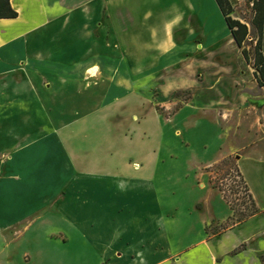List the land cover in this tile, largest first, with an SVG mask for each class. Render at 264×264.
Returning a JSON list of instances; mask_svg holds the SVG:
<instances>
[{
    "label": "crops",
    "instance_id": "obj_1",
    "mask_svg": "<svg viewBox=\"0 0 264 264\" xmlns=\"http://www.w3.org/2000/svg\"><path fill=\"white\" fill-rule=\"evenodd\" d=\"M117 1L114 0V8L119 6ZM156 1L159 6L163 2L162 16L174 17L167 26V35L156 47L157 69L175 70L187 60L201 66L204 45L219 32L235 45L215 0ZM76 3L77 0H8L17 17L0 18V90L32 92L34 100L42 104L41 109L64 104L73 109L75 103L84 109L90 107L89 86L85 92L84 88L77 90L69 79L62 81L71 72L62 60L74 55L65 52L60 57L56 46V22L72 16ZM173 7L177 10L170 13ZM4 8L5 0H0V10ZM172 28L180 29L176 41L171 36ZM143 43L146 46L145 41H138V52ZM48 44L50 51H43ZM44 79L51 80L50 84L40 83ZM58 88H64L65 95ZM75 90L74 95L71 91ZM73 114H54L52 119L65 120ZM261 115L258 145L245 151L237 161L257 212L211 236L206 227L226 223L232 217L220 195L215 200L213 191L208 190L204 200L177 197L160 178L171 161L165 140L180 137L188 142V147L192 143L186 135L198 130L203 133L198 104L185 105L168 123L161 124L154 114H148L142 122L131 125L132 138L122 131L112 132L103 119L101 132L95 137L100 139L101 149L90 152L83 148L82 153L72 149L66 153V166L61 161L23 165L26 154L20 151L19 169L26 166L38 182L10 185L7 199L0 198V203L19 205L20 212L33 215L31 220L18 223L17 239L12 238L10 231L0 230V264H264V111ZM26 118L17 122L23 123ZM211 128L217 144L220 135ZM22 140L18 136L9 141H19L21 147ZM217 159L214 155L211 161L202 163L211 165ZM63 175L69 183L73 181L62 201L64 209H51L48 213L27 209L41 199L43 191L54 186L51 181ZM76 189L79 195H74ZM46 227L60 231L64 241L44 238ZM76 236L83 247H75L79 243Z\"/></svg>",
    "mask_w": 264,
    "mask_h": 264
},
{
    "label": "rangeland",
    "instance_id": "obj_2",
    "mask_svg": "<svg viewBox=\"0 0 264 264\" xmlns=\"http://www.w3.org/2000/svg\"><path fill=\"white\" fill-rule=\"evenodd\" d=\"M172 1L177 3L178 0ZM117 2L119 6L114 8V0H77L72 16L56 22V46L60 57L65 52L74 55L62 60L71 68L62 81L69 79L77 90L84 88L85 92L89 86L92 97L89 108H81L75 103L73 109L68 104L46 105L41 109L42 104L34 100L32 92L0 90V198L7 199L10 185L18 187L38 182L26 166L19 169L20 151L26 154L23 165L61 161L66 166V153L70 154L72 149H79L76 153H82L83 148L90 152L101 149L100 139L95 137L101 132L103 119L112 132L122 131L132 138L131 125L142 122L148 114H154L161 124L168 123L181 108L193 103L202 110L203 133L198 130L186 135L192 143L188 147V142H183L180 137L171 136L165 140L171 161L160 173L163 175L160 178L177 197L204 200L208 190L213 191L215 200L220 195L230 207L232 217L226 223L206 227L208 236L219 234L249 217L252 211V200L239 174L237 161L245 151L259 143L264 86L258 87L253 69L223 32L207 40L201 53V66L187 60L175 70L157 69L156 47L162 36L167 35V26L174 17L172 14L162 16V1L160 6L156 0ZM227 3L231 11L229 17L247 25L251 33L248 41L254 47L258 39L255 30L249 26L253 15L251 0H227ZM176 10L173 7L170 13ZM172 29L171 36L176 41L180 29ZM142 40L147 44L144 46L143 43V49L138 52V41ZM132 41L135 43L130 44ZM50 47L51 44L44 45L43 51H50ZM261 52L264 55V29ZM49 79L40 83L50 84ZM58 89L65 95L64 88ZM71 92L76 94V90ZM70 111L74 114L65 120L52 119L54 114L69 115ZM23 116L26 120L18 123ZM211 126L213 132L216 130L220 135L217 144L209 130ZM65 134L71 137L66 139ZM18 136L23 137L21 147L19 141L15 144L9 141ZM214 155L218 159L213 164L202 163L211 161ZM51 182L54 186L43 191L41 199L27 209L31 212L42 210V213L64 209L62 201L73 181L69 183L63 175ZM79 194L76 189L74 195ZM18 206L0 203V230L10 231L13 239L20 236L18 223L31 220L33 215H25ZM45 229L44 238L64 241L60 231ZM76 238L79 243L75 247H83L79 237Z\"/></svg>",
    "mask_w": 264,
    "mask_h": 264
},
{
    "label": "trees",
    "instance_id": "obj_3",
    "mask_svg": "<svg viewBox=\"0 0 264 264\" xmlns=\"http://www.w3.org/2000/svg\"><path fill=\"white\" fill-rule=\"evenodd\" d=\"M215 2L230 32L234 44L240 50L243 60L253 69V76L258 87H263L264 55L261 52V37L264 29V0H251V10L253 15L249 21V26L255 30L258 39L254 47H251V41H248L251 33L247 25L229 17L231 11L228 9L227 0H215ZM16 17L17 13L10 8L8 0H5V8L4 10H0V18L12 19ZM248 197L250 198L249 195ZM251 205L252 211L250 215H253L257 212V209L255 208L253 201L251 202Z\"/></svg>",
    "mask_w": 264,
    "mask_h": 264
}]
</instances>
